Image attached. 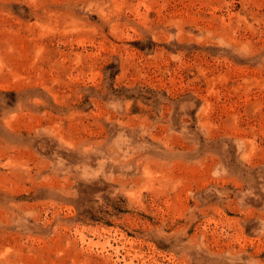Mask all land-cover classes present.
<instances>
[{"label":"rangeland","instance_id":"obj_1","mask_svg":"<svg viewBox=\"0 0 264 264\" xmlns=\"http://www.w3.org/2000/svg\"><path fill=\"white\" fill-rule=\"evenodd\" d=\"M0 264H264V0H0Z\"/></svg>","mask_w":264,"mask_h":264}]
</instances>
